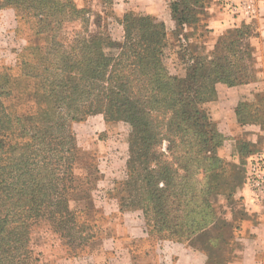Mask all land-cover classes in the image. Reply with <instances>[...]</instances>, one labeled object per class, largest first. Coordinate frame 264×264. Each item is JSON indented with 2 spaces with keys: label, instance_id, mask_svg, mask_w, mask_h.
<instances>
[{
  "label": "trees",
  "instance_id": "obj_1",
  "mask_svg": "<svg viewBox=\"0 0 264 264\" xmlns=\"http://www.w3.org/2000/svg\"><path fill=\"white\" fill-rule=\"evenodd\" d=\"M79 1L0 0V10L13 9L17 22L29 14L36 21L33 34L46 36L43 48L23 47L15 68L0 76V264H44L29 245L40 221L73 257L100 238L98 222L90 220L100 174L93 170L87 187L90 180L76 173L82 159L71 129V123L94 114L129 126L123 185L127 204L141 210L145 233L203 251L210 264L209 256L220 254L225 240L235 244L233 226L206 242L200 236L222 224L219 217L239 182L216 152L224 138L202 106L215 99L217 84L232 87L253 79L252 32L228 30L217 53L202 54L183 43L213 0H167L177 27L192 29L179 37L183 74L172 75L163 22L128 12L118 21L123 35L117 41L110 31L113 1L108 14L101 12L111 19L105 28ZM78 17L85 37L62 44L57 40L62 22ZM27 54L36 59L33 65ZM244 107L242 121L251 120ZM236 149L245 161L257 152L245 143ZM231 211L243 216L241 209Z\"/></svg>",
  "mask_w": 264,
  "mask_h": 264
},
{
  "label": "crops",
  "instance_id": "obj_2",
  "mask_svg": "<svg viewBox=\"0 0 264 264\" xmlns=\"http://www.w3.org/2000/svg\"><path fill=\"white\" fill-rule=\"evenodd\" d=\"M206 11L204 27L208 38L205 45L208 49H211L228 30L248 27L252 32L248 44L255 69L253 79L246 84L232 87L217 84L215 99L202 106L224 138L223 146L219 147L217 154L221 159L231 154L237 156L238 143L248 144L249 148L257 150L253 155L264 152V0H213L206 6ZM112 12L114 23L110 25V31L113 39L117 41H120L123 35L118 21L128 12L136 16H151L163 22L167 40L177 29L171 18L167 0H113ZM10 16H14L12 9L0 10V31L7 32L12 21ZM191 30L186 28L183 32L189 33ZM177 43L180 44V41ZM4 52L0 50V54ZM244 106L249 108L251 120L242 121ZM245 166L246 161L243 165V179L233 196L239 201L243 216L237 217L228 210L221 215L225 224L233 226L235 242L234 249L220 252L225 258L232 256L230 261L223 264H264V201L254 200L250 188L245 183ZM135 219L137 224L132 222V218H126L124 223L114 230L113 237L116 238L112 237L110 243H107L108 248L105 247L103 251L110 256V261H114L113 264H207L208 256L205 252L170 240H156L152 248L134 251L128 246V242H147L149 239L145 233L141 212ZM139 255L145 259H138ZM68 262L82 264L80 258L74 259L75 263H71V260Z\"/></svg>",
  "mask_w": 264,
  "mask_h": 264
},
{
  "label": "rangeland",
  "instance_id": "obj_3",
  "mask_svg": "<svg viewBox=\"0 0 264 264\" xmlns=\"http://www.w3.org/2000/svg\"><path fill=\"white\" fill-rule=\"evenodd\" d=\"M112 1L80 0L78 2V6H85L86 9H89L93 13L95 12V14L99 15V23L103 26V28H105L107 27V24L111 23V19L110 17H106V15L101 12H106L108 14L111 5L110 3ZM91 11L90 13H92ZM26 15L27 16L23 20L17 22L14 18V12V16H10V21L11 19L12 21L9 23V27L7 29L8 33L0 31V50L5 51L0 54V76L7 73L9 69L15 68L17 62L16 57L18 53L21 52L23 47L31 46L32 49H35L36 47L43 48L45 45L43 39L46 36L36 37L33 34L36 27V21L33 17L29 16V14ZM206 16L201 18L200 22L194 26V30L188 42H184L183 44L184 47L186 45L197 47L202 54H210L213 52L217 53L218 42H220L226 32L218 39L216 44L213 45L211 49H208L205 45L208 42L207 33H205L204 27V19ZM84 17L87 18L85 14ZM113 23L114 21L111 24ZM84 29L85 22H83L82 17H78L71 21L65 20L62 22L61 27L57 32V40L64 45L76 44L81 41L83 37H85ZM184 33L185 32H183L180 27H177V29L173 32V35H170L167 40L168 47L165 52L167 59L165 62L170 74L172 75L183 74V62L181 59L183 52L180 50V45L182 43L178 44L177 41H179V37ZM27 59L32 63V65L36 60L29 54H27ZM14 72L15 71H12V73ZM71 129L77 143L76 152L82 159V163L78 162L79 164H75L76 173H79L82 178H88L87 180H90L87 185H83L87 187L90 186V183L94 179L93 170L98 168L97 170L100 174L97 175V191L94 193L96 212L91 214V217L93 218L90 220L98 222V227L101 228L102 234L100 238L93 239L86 246L77 250L75 257H73V255L69 254L65 247L62 246L61 242L51 232L50 228L44 224V222L40 221V225L37 227L33 226L30 231L29 245L35 254H41L44 264H61V262L62 264H70L68 261L71 260V263H75L73 260L76 258H80L82 264H113L114 261H110V256L107 255V253L104 254L103 251L105 247L108 248L107 243H110V240L114 235V230L117 229L120 224L124 223L126 218H132V222L137 224L138 222L135 217L141 212L137 205L127 204L129 197L123 185L125 164L127 159L130 157L127 147L129 126L120 122L106 123L102 115L94 114L86 117L85 119L83 118L81 121L71 123ZM231 155L223 158V161L226 164L225 168L229 175L234 177L237 182H240L241 179H243V165L245 164V160ZM90 174H92V176H88ZM73 205L75 208L78 207L77 203H74ZM226 205L228 206L226 210L231 211L234 209L239 214L238 211H240V204L237 199L233 198L232 202L230 201L225 204V206ZM221 219L220 215L219 222L222 224H214L213 233L200 236L201 243L206 242L214 234L221 235L223 232L231 231V226L227 224L225 225ZM98 236L99 233H97L96 237ZM113 238H116V236ZM155 242H157L156 236L153 234L152 236H149L147 242L130 241L128 242V246H131L134 251L140 252L142 249L152 248ZM125 245H127V243H125ZM233 246L234 244L229 238V240H225L224 243H222L220 249L230 251L233 249ZM137 258L140 260L145 259V257H142L141 255ZM225 259L226 258L221 256V254L214 253L209 256V263L223 264Z\"/></svg>",
  "mask_w": 264,
  "mask_h": 264
},
{
  "label": "built area",
  "instance_id": "obj_4",
  "mask_svg": "<svg viewBox=\"0 0 264 264\" xmlns=\"http://www.w3.org/2000/svg\"><path fill=\"white\" fill-rule=\"evenodd\" d=\"M245 183L257 202L264 201V152L246 159Z\"/></svg>",
  "mask_w": 264,
  "mask_h": 264
}]
</instances>
